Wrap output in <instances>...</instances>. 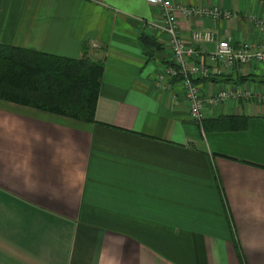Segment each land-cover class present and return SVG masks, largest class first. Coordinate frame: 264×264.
Here are the masks:
<instances>
[{"label": "crops", "instance_id": "obj_1", "mask_svg": "<svg viewBox=\"0 0 264 264\" xmlns=\"http://www.w3.org/2000/svg\"><path fill=\"white\" fill-rule=\"evenodd\" d=\"M171 1L236 15H179L187 46L196 31L264 46V0ZM159 13L144 0H0V45L70 59L103 47L105 63L96 123L0 99V264H264V64L197 80L205 100L235 94L204 120L249 117L245 131L204 132L180 81L159 79L168 36L151 35L161 51L139 42Z\"/></svg>", "mask_w": 264, "mask_h": 264}, {"label": "trees", "instance_id": "obj_2", "mask_svg": "<svg viewBox=\"0 0 264 264\" xmlns=\"http://www.w3.org/2000/svg\"><path fill=\"white\" fill-rule=\"evenodd\" d=\"M139 42L148 51L162 50L151 34L140 35ZM104 70V60H93L86 53L70 59L0 45V99L93 124ZM248 123L246 115L223 116L204 120L202 129L245 131Z\"/></svg>", "mask_w": 264, "mask_h": 264}, {"label": "built area", "instance_id": "obj_3", "mask_svg": "<svg viewBox=\"0 0 264 264\" xmlns=\"http://www.w3.org/2000/svg\"><path fill=\"white\" fill-rule=\"evenodd\" d=\"M149 5L159 9V19L146 21L144 26L148 34L162 33L168 36L169 46L172 51V63L165 68L164 73L159 79L163 83V88L169 85L164 82L179 80L182 84L185 96L190 105V112L193 120L202 124L204 120L203 110L206 104L225 102L235 94L223 92L215 98L205 100L197 85L198 79H210L214 74L220 75L221 72L213 69V65H222L232 71L240 67L249 65L252 62L264 64V46L242 45L235 47L230 38L218 39L216 34L211 31H196L192 39L194 46H187L180 34L179 15L184 17H201L212 20H229L236 15L230 11L222 10L217 7L212 9H191L185 6L175 5L171 0H144ZM249 20L254 24L263 26L256 16H250ZM196 44H208L212 48L207 53L203 52ZM206 55L210 64L203 61ZM217 69V68H216Z\"/></svg>", "mask_w": 264, "mask_h": 264}, {"label": "rangeland", "instance_id": "obj_4", "mask_svg": "<svg viewBox=\"0 0 264 264\" xmlns=\"http://www.w3.org/2000/svg\"><path fill=\"white\" fill-rule=\"evenodd\" d=\"M90 50H91V48H89V47H87V48H84V54L86 53L87 55H88V52H90ZM98 50H100V51H98L97 53H96V55H94L93 56V52L91 53V59H93V60H96V61H99V62H101V61H103L104 60V53L102 52V50H103V47L102 48H99ZM84 54H83V56H84ZM90 58V57H89ZM204 121V120H203ZM201 127H202V125H200Z\"/></svg>", "mask_w": 264, "mask_h": 264}]
</instances>
